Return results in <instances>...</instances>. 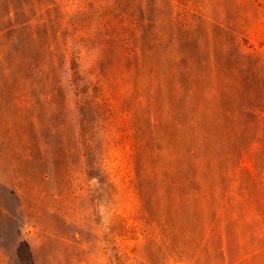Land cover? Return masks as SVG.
<instances>
[{
	"label": "rangeland",
	"instance_id": "rangeland-1",
	"mask_svg": "<svg viewBox=\"0 0 264 264\" xmlns=\"http://www.w3.org/2000/svg\"><path fill=\"white\" fill-rule=\"evenodd\" d=\"M0 264H264V0H0Z\"/></svg>",
	"mask_w": 264,
	"mask_h": 264
}]
</instances>
